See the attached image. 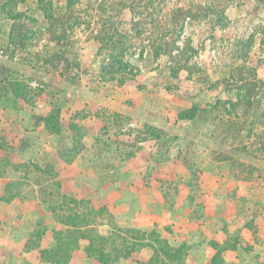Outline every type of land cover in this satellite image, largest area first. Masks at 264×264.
I'll return each mask as SVG.
<instances>
[{
    "label": "rangeland",
    "instance_id": "obj_1",
    "mask_svg": "<svg viewBox=\"0 0 264 264\" xmlns=\"http://www.w3.org/2000/svg\"><path fill=\"white\" fill-rule=\"evenodd\" d=\"M123 3V0H78L75 8L79 10L80 19L75 21L69 15L65 0H0V76H5L1 69L5 66L9 70L8 78L16 83L9 88L17 90L16 94L0 97V114L6 109L11 118L26 116L25 128L42 119L48 131L59 135L61 144L72 138V151L79 150L84 135L95 133L94 124L85 127L79 123L91 114L100 117L108 130L137 134L139 142L130 143V148L123 151L124 156L132 154L134 145L143 146L151 141L141 148L145 153L154 152L153 159L160 160L162 157H158V153L163 154L167 148L175 154L179 151L176 135L167 137L161 129L151 125L138 129L133 121L122 119L116 112L99 111L95 106L89 110L83 106L73 116L66 108L69 88L76 90L78 96L70 97V100L77 103L84 98L81 86L91 82L99 88V76L107 82L111 92L120 85L139 88L137 75L150 71L156 80L154 87L162 88L167 94L178 98H185L191 92L195 94L188 99L191 103L188 108L174 107L169 111L172 118L178 116L191 122L185 135L187 144L183 142V145H194L199 151L208 148L209 154L198 153L196 156L226 161L232 172L251 179L257 187H264V0H164L144 6L140 15L142 23L138 26L132 25V15L127 8L119 18L116 16ZM176 7L187 12L181 27L177 28L180 37L176 44L182 52L172 51L169 55L153 57L149 36L151 32L164 29L160 16H166L168 20L175 16L173 10ZM103 8L115 16L113 22L119 24L122 31L128 34L142 32L141 36L131 40V53L125 56L135 68L131 73L107 70L112 59L100 55L98 43L89 38L91 33L87 24L98 20L96 28L101 27L104 14L97 11L99 16L88 18L87 13ZM59 15L67 19H58ZM191 15L196 17L190 18ZM63 21L66 23L62 29ZM166 27L173 29L170 24ZM6 84L0 83V94ZM125 104L132 105L130 101ZM43 113L44 117L40 115ZM19 125L10 126L18 131ZM6 129L8 125L5 126L0 118V144L7 146L6 151L0 153V175L9 176L10 185L6 199L15 194L38 196L45 209L55 210L60 216L71 212L70 208L74 210L70 202L72 197L62 190L63 184L50 160L43 161L44 165L13 161L16 149L29 145L27 140L30 139L11 144L6 138ZM110 147L114 148L103 141L100 148L110 152ZM184 155L180 160L189 164L191 158ZM105 157L102 162L108 168L113 156ZM190 170L188 185L195 195L197 172L192 166ZM55 182H60L61 187L57 188ZM76 208L87 210L84 202ZM60 238L56 246L45 253L57 264L65 263L67 243L73 244L72 240H64L69 234ZM250 259L255 264H264Z\"/></svg>",
    "mask_w": 264,
    "mask_h": 264
},
{
    "label": "crops",
    "instance_id": "obj_2",
    "mask_svg": "<svg viewBox=\"0 0 264 264\" xmlns=\"http://www.w3.org/2000/svg\"><path fill=\"white\" fill-rule=\"evenodd\" d=\"M99 78V88L91 82L80 83L84 98L77 103L70 100L78 96L76 90L68 89L69 115L83 106L88 110L95 106L99 111L116 112L122 119L133 121L138 129L151 125L167 137L176 135L179 151H158L157 156L162 159L155 160L154 152L145 153L141 148L150 141L143 146L133 144L134 151L126 157L123 151L139 138L137 134L108 130L100 117L91 114L76 120L85 127L94 124L95 133L84 135L79 150L72 151V138L61 144L59 135L48 131L42 119L25 128L26 116L11 118L5 109L0 118L8 125L9 143L17 145L30 139L29 145L16 149L13 161L43 164L50 160L63 184L62 190L93 211V227L100 234L111 231L113 225L147 235L156 231L162 239L185 246L186 264H255L250 258L264 263V187L232 172L226 161H213L209 156L198 158V153L207 155L208 148L199 151L194 145H183L191 122L170 116L174 107L188 108V99L195 94L191 92L185 98L167 94L154 87L156 80L150 71L137 75L139 88L120 85L111 92L107 82ZM126 101L132 105L125 104ZM17 123L19 130L15 131L10 125ZM103 141L114 148L110 147V152L100 148ZM109 154L113 157L107 168L102 160ZM184 154L191 158L189 164L180 160ZM191 166L197 172L195 195L188 185ZM8 180L6 174L0 175V264H57L44 256L45 252L56 246L57 232L71 227L61 221L57 212L45 209L38 196L15 194L7 200ZM81 212L84 211H78ZM88 245L87 238H79L62 264H103L88 254ZM151 255L152 249L143 246L111 264H137Z\"/></svg>",
    "mask_w": 264,
    "mask_h": 264
},
{
    "label": "trees",
    "instance_id": "obj_3",
    "mask_svg": "<svg viewBox=\"0 0 264 264\" xmlns=\"http://www.w3.org/2000/svg\"><path fill=\"white\" fill-rule=\"evenodd\" d=\"M65 1L66 6H68L67 10L70 17H74L75 21L80 19V15L78 13L79 10L75 8V4L78 0ZM123 1L124 3L119 8L120 10H118V14L116 16L119 18L121 12L127 8L131 12V23L133 26H138L140 23H142L140 15L144 6L148 7L153 6L154 4L161 1L164 2V0H131L130 2H128V4H125L127 0ZM97 11L104 14L101 18L102 26L96 28L98 20H93L92 22L90 21V23L87 24V27L89 29L88 31L91 33L89 38L91 40H95L98 43V53L100 55L112 59V65L107 70H112L113 73H131V71L135 68L133 67L131 62L125 60V56L127 53H131L129 52L131 40L134 37L141 36L142 32L136 31L133 34H128L127 32L119 29V24H114L113 22L115 16L113 14H108V9H96L92 13L88 12L87 17L93 18L94 16H99V13H97ZM186 13L187 12H185L182 7H176L173 10V15L175 16H170L168 20H166V16H160L159 19L163 18L161 27H164V29L159 32H151L149 36V42L151 43V53L153 57H158L160 55H169L172 53V51H177L178 53L182 52V48H180L176 44L177 39H179L180 37V32L179 30H177V28L181 27L182 21L187 16ZM195 17L196 16L191 15L190 18ZM58 19L64 20L67 19V17L59 15ZM153 21L154 23H156L157 19L154 18ZM65 23V21L62 22V29ZM120 23H122L121 20ZM169 24L173 26L172 31L170 29L168 30V27H166ZM58 39H60V37ZM173 44L174 46H172ZM146 51V54L148 55L149 49H147ZM1 69L4 71L5 76H0V83L4 82L7 84L2 87L3 92L2 94H0V97L6 96L8 93L16 94L17 90L14 87L9 88L16 84L15 82H11V78H8L10 77L8 74L9 70H6L5 66H2ZM136 71H138V69H136ZM253 79L255 80L256 78L253 76ZM232 105L234 106V104ZM4 145L0 144V153L6 151L7 146ZM11 149L13 150V148ZM262 155L264 157V153H262ZM29 165H31V163H29ZM33 167H35V165ZM55 183L57 188L61 187L60 182ZM9 186V182L6 181V190H8ZM70 202L72 203L74 210H72L73 208H70L69 210L71 212L63 214L60 218L64 224L68 225L71 228H69L65 232H57V234L55 235L56 242L59 241L61 239L60 237H63L65 233L67 235L69 234V238L64 240L73 241V244L67 243L68 249H66L65 252V261L68 257V251L70 250V248L76 245L79 238H87L89 241V245L87 247L88 254L90 256H93L96 260L100 261L103 264H111L121 257L127 258L131 256L132 253H134L137 249L143 246H149L152 249V255L148 260H138L137 264H186L185 256L187 251L183 245L173 246L168 240L159 237L156 231H152L147 235L144 232L135 231L128 228L113 227L108 233L100 234L93 227L94 224H96L92 222L93 219L91 216L93 215V211H91L88 207L86 212L78 213L76 207L81 202H77L73 198H70ZM52 211L57 212L55 210ZM46 257L51 261H54L51 257Z\"/></svg>",
    "mask_w": 264,
    "mask_h": 264
}]
</instances>
